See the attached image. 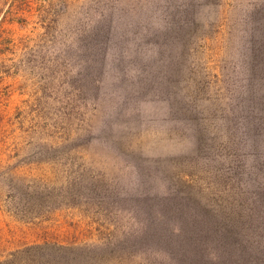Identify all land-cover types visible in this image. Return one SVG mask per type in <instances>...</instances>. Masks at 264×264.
Segmentation results:
<instances>
[{
  "label": "rangeland",
  "instance_id": "rangeland-1",
  "mask_svg": "<svg viewBox=\"0 0 264 264\" xmlns=\"http://www.w3.org/2000/svg\"><path fill=\"white\" fill-rule=\"evenodd\" d=\"M172 5L196 19L175 98L197 129L220 136L215 155L209 145L195 152L192 123L175 119L160 92L136 93L144 78L132 52L155 48L141 27L168 21ZM108 23L104 61L87 59L85 44ZM255 29L264 31V0H0V264L162 261L129 237L164 221L155 211L168 186L203 205L235 198L228 186H238L245 211L255 192L262 199L264 177L235 112L247 83L240 49ZM235 125L240 144L230 145L223 130ZM37 245L46 249L21 254Z\"/></svg>",
  "mask_w": 264,
  "mask_h": 264
},
{
  "label": "trees",
  "instance_id": "trees-1",
  "mask_svg": "<svg viewBox=\"0 0 264 264\" xmlns=\"http://www.w3.org/2000/svg\"><path fill=\"white\" fill-rule=\"evenodd\" d=\"M188 6L189 4L185 5L186 8ZM171 7L169 11L167 10L168 21L160 19L158 22H148L146 26L141 27L146 31L143 40L146 38V43H151L155 48L149 51V55L141 54L139 51L132 52L131 59L142 66L141 71L144 78L140 80L141 85L136 93L147 95L160 92V102H165L173 112H179V118L175 119L192 123L190 143L195 152L209 145V152L215 155L219 153L217 148L221 147L218 141L220 136L212 133L210 129L209 134L206 128L197 129L199 128L197 126H200L199 119L186 117L183 114L185 109L175 98L176 82L173 77L179 72L189 40L196 35L194 26L196 19L192 13H185L183 16L184 11L175 10L173 5ZM257 12L249 15L250 21L254 19L252 23L255 24L259 20L256 16ZM139 23L133 20L131 26L139 29L141 26ZM110 24L105 25L102 35H92L89 43L85 44L87 50L90 51L86 55L87 59L93 58L94 62L104 61L105 45L110 40V32L113 31ZM245 38L248 41L245 46H242L243 49L240 46V53L247 83L241 97L238 98L241 100V110H235V112L240 113L245 120L244 129L247 132L244 133V137L246 142L251 143L255 154V159L252 161L255 163L253 167L264 177V121L260 117L264 115V31L255 29L250 34H246ZM125 58L124 52H121L119 62ZM246 110L249 111L246 112ZM226 120L228 122V117L221 118V121ZM223 133L230 145L240 144L238 126L225 127ZM223 155L229 161L236 160L238 157L233 154L223 153ZM238 161L240 162L239 168H242L241 160L238 159ZM243 174L240 172L235 175L241 177ZM143 178L147 177L138 172L137 183L140 186L145 182ZM251 180L259 186L255 178L251 177ZM167 189L168 194H159L160 197H157L162 202L160 203L161 208L155 211V217L161 216L164 221L144 224L140 230H135L129 237L135 241L141 240L143 245L149 242V249L156 248L163 253V259L166 260L161 259L162 261L149 264H264V216H259L260 211L264 212V193H262L263 198L259 199V193L255 192L257 201H252L250 208L245 211L244 204L248 200L241 197L238 186H228L227 192H236L235 198L230 200V195L229 199L222 203L217 199H212L208 205L197 202V199L193 202L186 196V191L180 185L168 186ZM260 189L264 191L263 187ZM47 246L51 252L55 250L53 254H61L62 250H65L61 246ZM159 247L165 250L162 251ZM45 249V245L31 246L21 251V254Z\"/></svg>",
  "mask_w": 264,
  "mask_h": 264
}]
</instances>
